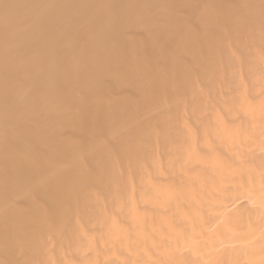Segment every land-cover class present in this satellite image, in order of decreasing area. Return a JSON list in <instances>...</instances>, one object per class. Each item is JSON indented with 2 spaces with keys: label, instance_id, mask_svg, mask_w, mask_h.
<instances>
[{
  "label": "bare ground",
  "instance_id": "obj_1",
  "mask_svg": "<svg viewBox=\"0 0 264 264\" xmlns=\"http://www.w3.org/2000/svg\"><path fill=\"white\" fill-rule=\"evenodd\" d=\"M0 264H264V0H0Z\"/></svg>",
  "mask_w": 264,
  "mask_h": 264
}]
</instances>
